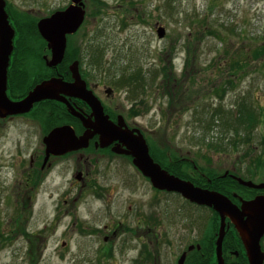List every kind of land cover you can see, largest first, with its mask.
Here are the masks:
<instances>
[{"label": "rangeland", "instance_id": "1", "mask_svg": "<svg viewBox=\"0 0 264 264\" xmlns=\"http://www.w3.org/2000/svg\"><path fill=\"white\" fill-rule=\"evenodd\" d=\"M7 1L10 10L33 19L70 2ZM85 7L86 20L72 41L84 54V69L94 81L113 87L116 101L124 110L132 109L129 118L152 142L170 157L187 155L208 170L238 171L255 182L264 179V117L248 142L232 147V132L218 122L213 128L206 123V112L215 107L233 113L242 100L256 112L264 107V0H85ZM157 26L165 29L162 39L156 35ZM97 46L99 56L93 50ZM33 61L38 63L34 56L27 58L28 65ZM139 73L145 81L133 80ZM211 142L222 150H210L206 144ZM41 147L33 124H0V264H134L140 245H146L148 254L139 264H172L171 255L178 256L184 244L200 239L206 228L209 212H200L178 195L162 196L157 208L149 206L153 192L148 182L139 181L135 186L143 188L142 213H162L167 241L157 243L154 230L141 241L126 237L124 225L136 221L133 209L124 203L131 189L124 175L127 166L115 160L103 169L104 182L114 187L107 190L106 212L101 206L104 198L87 187L80 194L72 179L69 189H60L68 186V178L61 177L69 175L71 160L64 169L54 165L30 189V155L37 156ZM257 158L263 160L259 167L254 164ZM97 172L94 165L89 186ZM185 206L192 207V226L177 220ZM127 212H132L128 218ZM167 212L172 213L170 220ZM185 227L192 232L189 242Z\"/></svg>", "mask_w": 264, "mask_h": 264}, {"label": "flooded vegetation", "instance_id": "2", "mask_svg": "<svg viewBox=\"0 0 264 264\" xmlns=\"http://www.w3.org/2000/svg\"><path fill=\"white\" fill-rule=\"evenodd\" d=\"M16 31L15 38L13 40V49L10 56L9 65L7 68V84H6V94L8 98L12 101H19L23 99L37 84L41 83L44 80L50 79L52 77H61L63 80L71 82V75L66 76V70L63 68L62 62L54 67L46 66V59L50 56V50L47 48V44L43 41H28V34L32 33V29H29L28 26H16L13 25ZM19 27V29L17 28ZM29 30V31H28ZM73 52V56H74ZM34 56V59L38 60L33 61L32 63H27V58ZM36 71V72H35ZM51 71H54L51 73ZM79 71L81 78L85 81L86 87L92 92V94L99 100L101 108L103 110V115L106 116L108 121L115 126L125 127L127 129H140L142 130L137 123L131 121L128 116V113H132V109H123L122 106L116 101L115 90L110 85L100 84L97 81H94L92 75L88 72L87 69H84V63L79 65ZM59 98L54 100H43L37 102L33 105V108L30 112L21 115L7 116L6 118L1 119L0 123H8L19 121L27 125H32L36 131L38 139L42 145L43 137L54 127L61 125H70L75 132V135H82L87 128L82 123L80 116L83 117L85 122H95V116L92 108L82 99L58 95ZM68 104V105H67ZM54 108H51V107ZM84 122V123H85ZM121 123V124H120ZM118 144L117 141L107 145L106 147H101L99 142V136L94 134L93 137L89 140L88 147L82 150L72 151L61 156H50L47 164L44 168H41L43 162V145L40 152L37 156L35 154L30 155V162L33 168L32 172H35L37 176H46L54 165H63L65 167V162L68 160L73 161L74 165L69 166L70 173L67 176L64 174L61 178L67 177L68 179L65 183L68 184L67 187L60 189H69L72 183L74 186L79 189L78 192L82 194L87 187L91 193L95 194L97 198H104L105 200L101 203L102 208L107 212L110 208V202L107 197L109 194L108 189L114 188L111 184L104 182L105 176L103 175V169L106 168L109 164L113 162L121 161L122 165L127 166L128 172L125 171L124 175L126 180L129 182L130 188L129 196L126 197L125 204L126 208L131 211L133 209L132 217L136 219L134 225L126 223L124 225V231L127 232L126 237H135L139 241L144 239L147 232L152 230L155 231L153 236L156 239V242L167 241V237L163 235V229L166 231L167 227L164 224L165 219L162 217L158 211H150L147 215L142 213V206L140 199H144L143 195H139V188L142 187L135 186L136 182H146V178L141 174V172L132 164V158L127 155H119L113 153L112 148ZM94 165H97V175L96 179L93 181V185L89 186V176L91 170L94 168ZM41 169L39 171L38 169ZM48 176V175H47ZM101 177V178H100ZM54 179L56 176L52 177ZM60 178V180H61ZM93 189V191H92ZM153 192V197L151 198L153 207L157 208L160 197L172 198L170 194L164 191H158L153 188H150ZM225 194H230L231 200L240 207L242 200H252L256 196L264 194L263 190L258 189H222ZM137 196V201L136 197ZM140 198V199H139ZM156 200V202H155ZM185 202V201H184ZM187 204V202H185ZM189 206L184 210V213H181V216L178 218L180 221H184L186 226H192L190 221V215L188 212ZM172 212V211H171ZM132 213V212H131ZM130 212H127L126 217L128 218L131 215ZM173 213V212H172ZM172 213L167 212L165 216L170 220L169 215ZM176 216V213H173ZM217 217V216H216ZM229 225L228 233L224 239L223 243V258L224 264H248V260L245 255L244 248L241 244L239 237L235 232H231L232 225L228 222ZM208 223L206 228L200 237L199 243H185L183 249L177 256V252H174L171 255L172 259L170 260L172 264L177 263V259L182 253H186L185 264H213L210 260L209 254L211 255L212 243H211V229L208 230ZM146 229L141 234L140 231ZM192 228V227H191ZM186 234L184 239L186 242H189L188 234L192 233L187 231L185 227ZM99 233L98 231H91ZM114 232V231H113ZM153 232V231H152ZM190 232V233H189ZM92 236V235H90ZM231 236V237H230ZM142 238V239H141ZM232 238V239H231ZM127 239V238H126ZM107 240V237H106ZM233 243H232V241ZM230 243V244H229ZM214 244V241H213ZM214 247V245H213ZM203 248V250H201ZM199 252H194L193 250H198ZM139 262L147 258V248L146 245H140L139 247ZM211 257V256H210ZM169 264V262H167Z\"/></svg>", "mask_w": 264, "mask_h": 264}, {"label": "water", "instance_id": "3", "mask_svg": "<svg viewBox=\"0 0 264 264\" xmlns=\"http://www.w3.org/2000/svg\"><path fill=\"white\" fill-rule=\"evenodd\" d=\"M4 6V1L0 0V116L28 112L35 102L45 99L54 100L59 98V94L82 99L92 108L95 116L94 123L85 122L86 120L80 116L87 130L79 137L69 126L55 128L44 137L43 143L46 147L44 162L50 155H62L86 148L94 134L99 136L101 147L117 141L118 144L112 148L113 152L130 155L133 158V164L150 180L154 188L179 193L189 202L210 207L218 213L220 218L216 240L218 264H222L221 243L225 234L226 218L230 220L239 234L249 264H263L264 255L260 250L259 241L264 235V196L242 201L240 207H237L226 196L195 186L192 182L161 169L150 157L147 144L139 130H128L124 126H115L103 115L99 102L90 91L86 90L79 76L76 62L70 66L72 82H66L61 78H51L38 84L22 101H9L5 95V83L7 62L12 49L13 30L8 23ZM84 16L83 0H71V4L64 10L57 11L38 22V31L50 50V58H45L48 67H54L62 61L66 48V37L79 29ZM157 34L159 38L163 37L164 29L159 28ZM237 180L246 187L264 189V182L254 184L240 178ZM184 260L185 255L183 254L178 264H184Z\"/></svg>", "mask_w": 264, "mask_h": 264}, {"label": "trees", "instance_id": "4", "mask_svg": "<svg viewBox=\"0 0 264 264\" xmlns=\"http://www.w3.org/2000/svg\"><path fill=\"white\" fill-rule=\"evenodd\" d=\"M98 2L101 3V1H98ZM32 26H34V23H32ZM32 30L33 31L35 30L34 27H32ZM98 49H99V47H95V50H98ZM73 52H75V51L72 50V52H70V53L73 54ZM70 53L68 51V53L65 56V59L62 62V65L64 66L63 68L66 70L65 73H66L67 77H68L67 65L73 59L72 58L73 55H70ZM94 59L98 63L99 59L96 56L94 57ZM53 72L54 71H51V73H53ZM133 75H135V73ZM138 76H139V78L132 77L133 80H135V82H137L138 80L139 81H142V80L145 81L146 80L145 78H143L142 73H139ZM120 82L122 83L121 79H120ZM131 83H134V82L132 81ZM134 86L136 89L137 85L135 84ZM243 105H245V104L242 102L241 105L239 106V109L237 110V112H238L237 116L235 117V119L233 121L236 124L235 126L237 127L234 129V134H235V136H239V131H242L244 133V139L242 141L248 142L250 139L251 131L255 128V126L258 123L262 122L261 118L264 117V107L260 108L258 110V112H254L251 109L245 108ZM220 114H223V111H221L220 108L214 109L213 115L211 114V119H212L211 123L212 124L216 118H221V116H217ZM230 118L231 117L228 116V119H230ZM221 119H224V116ZM259 119H260V122H259ZM223 123H226V120H223ZM230 142L233 143L232 144L233 146L237 145L236 139H232V140H230ZM262 143L264 144V135L262 136ZM207 146L209 149H212L215 151L222 149V147L220 145L212 143V142L210 144H207ZM162 154H163L164 159H162V157L160 155L155 156V157L158 161H160V163L164 167H166V169L170 173L177 175L182 179L190 180L196 186H200L203 188H209V189H213V190H218V189H231L235 185V182L231 181L230 179L223 180L221 176H219L216 173L211 172L210 169L208 170L205 167L199 166L195 161L193 163H189L188 161H185L183 159L182 160L179 159L178 156H176L175 154H174V156H172V158H171L172 160H167L164 151L162 152ZM260 162H261V160H257L256 163H260ZM217 226H218V223L215 222L212 234L216 231ZM231 232H233V231L231 230ZM213 240H214V234L211 237V242H213ZM232 243H233V241H232ZM209 262H210V256H209ZM243 264H245L244 261H243Z\"/></svg>", "mask_w": 264, "mask_h": 264}]
</instances>
